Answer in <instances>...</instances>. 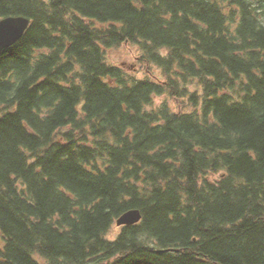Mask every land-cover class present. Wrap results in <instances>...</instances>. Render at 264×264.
<instances>
[{
	"label": "trees",
	"instance_id": "1",
	"mask_svg": "<svg viewBox=\"0 0 264 264\" xmlns=\"http://www.w3.org/2000/svg\"><path fill=\"white\" fill-rule=\"evenodd\" d=\"M9 15L31 22L0 51V264H264V0Z\"/></svg>",
	"mask_w": 264,
	"mask_h": 264
},
{
	"label": "water",
	"instance_id": "2",
	"mask_svg": "<svg viewBox=\"0 0 264 264\" xmlns=\"http://www.w3.org/2000/svg\"><path fill=\"white\" fill-rule=\"evenodd\" d=\"M30 18L24 15H9L0 19V51L16 43L25 34L30 25ZM143 218L139 208H132L122 213L116 220L118 226L133 225Z\"/></svg>",
	"mask_w": 264,
	"mask_h": 264
},
{
	"label": "rangeland",
	"instance_id": "3",
	"mask_svg": "<svg viewBox=\"0 0 264 264\" xmlns=\"http://www.w3.org/2000/svg\"><path fill=\"white\" fill-rule=\"evenodd\" d=\"M115 59L118 61L119 64H121L126 69H130L135 71L139 76L145 75V69L142 65L139 64L137 58L135 57V54L132 52H124V53H115L114 54ZM163 97H158L157 102L163 101ZM121 230V227L118 225H115L113 227V234L117 235Z\"/></svg>",
	"mask_w": 264,
	"mask_h": 264
}]
</instances>
